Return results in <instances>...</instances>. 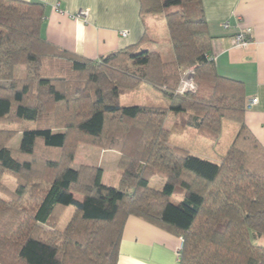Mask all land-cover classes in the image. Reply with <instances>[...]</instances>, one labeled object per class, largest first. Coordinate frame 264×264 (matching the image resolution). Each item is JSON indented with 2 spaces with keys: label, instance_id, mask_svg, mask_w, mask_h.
<instances>
[{
  "label": "trees",
  "instance_id": "trees-1",
  "mask_svg": "<svg viewBox=\"0 0 264 264\" xmlns=\"http://www.w3.org/2000/svg\"><path fill=\"white\" fill-rule=\"evenodd\" d=\"M138 1L143 22L165 18L170 61L148 48L147 32L84 58L43 36L44 3L0 0V81L10 83L0 87V126L21 127L0 129V264H117L131 216L181 238L179 264H264V147L245 122L244 86L217 72L202 0ZM187 71L196 90L181 92ZM142 84L169 105L122 106ZM224 122L239 130L219 164L170 143L189 128L216 143ZM19 133L20 148H10ZM81 139L121 153L118 187L103 184L102 168H73ZM5 173L22 181L16 190L2 188Z\"/></svg>",
  "mask_w": 264,
  "mask_h": 264
},
{
  "label": "crops",
  "instance_id": "crops-1",
  "mask_svg": "<svg viewBox=\"0 0 264 264\" xmlns=\"http://www.w3.org/2000/svg\"><path fill=\"white\" fill-rule=\"evenodd\" d=\"M23 1L46 5L42 33L47 41L92 60L138 44L147 27L150 29L153 24L156 27L155 16L150 19V26L148 20L142 21L138 0ZM202 3L213 37L212 55L217 72L243 84L247 104L253 98L259 99L256 106L247 109L245 122L264 147V0H202ZM81 10L88 12L87 17H76ZM121 32H127L128 36L123 37ZM238 34H244L249 43L235 47ZM190 131L191 128L184 134ZM181 248V238L131 216L125 225L117 264H179Z\"/></svg>",
  "mask_w": 264,
  "mask_h": 264
},
{
  "label": "rangeland",
  "instance_id": "rangeland-1",
  "mask_svg": "<svg viewBox=\"0 0 264 264\" xmlns=\"http://www.w3.org/2000/svg\"><path fill=\"white\" fill-rule=\"evenodd\" d=\"M147 17L148 26L151 24V18ZM155 25L149 29L147 27V37L152 40L148 43L151 50L160 53L163 60L170 61L172 59L171 44L169 41L168 31L166 27V21L163 16L156 15ZM17 78H24L26 76V68L24 66L19 67L16 72ZM10 83L6 81H0L1 86H8ZM121 104L125 107L138 106V105H161L168 106L169 99L158 90H154L148 85H141L134 91H129L121 97ZM173 124V118L169 117L166 121L165 127L170 129ZM0 129L12 130L20 132L21 127L18 124H8L6 126L1 125ZM239 126L233 122H224L223 132L218 142L212 143L205 138H199L198 133L192 130V133L184 135H172L170 143L173 145H179L188 150L193 156L198 157L202 160L209 161L211 163L220 161L228 152L233 139L238 132ZM22 141V135L19 133L9 144L12 149H19ZM75 163L73 168L81 166H88L91 168H102L103 169V184L108 187H118L121 181V171L119 169L121 153L117 150H106L96 146L92 140L81 139L76 144ZM183 148V149H184ZM22 181L16 176L5 173L2 177L1 186L5 191L16 190ZM165 184V180L161 177H154L151 180L150 186L154 189L161 190ZM77 199L81 200L80 196ZM182 198L178 195H174L171 198V203L178 205ZM74 207L70 206L65 210L59 220L58 229L64 230L68 225L72 217L74 216Z\"/></svg>",
  "mask_w": 264,
  "mask_h": 264
},
{
  "label": "built area",
  "instance_id": "built-area-1",
  "mask_svg": "<svg viewBox=\"0 0 264 264\" xmlns=\"http://www.w3.org/2000/svg\"><path fill=\"white\" fill-rule=\"evenodd\" d=\"M88 12L86 10H81L76 17H87ZM226 28L229 27V24L225 25ZM121 35L123 37H127L128 33L127 32H121ZM249 43L248 38L244 35V34H238L235 37L234 40V46L235 47H243L245 45H247ZM186 75L187 76V80L183 83V86L181 88V92H186V91H195L196 90V86L195 84L192 82V72L191 71H187ZM259 103V99L258 98H253L252 100H250L247 104V109H251L252 107L256 106Z\"/></svg>",
  "mask_w": 264,
  "mask_h": 264
}]
</instances>
